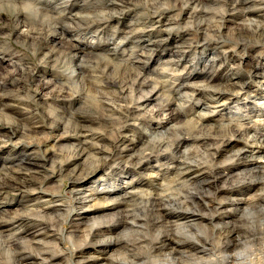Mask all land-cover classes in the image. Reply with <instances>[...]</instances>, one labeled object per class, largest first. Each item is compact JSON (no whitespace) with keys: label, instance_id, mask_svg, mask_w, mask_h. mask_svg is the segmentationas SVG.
Returning a JSON list of instances; mask_svg holds the SVG:
<instances>
[{"label":"clouds","instance_id":"9594fccd","mask_svg":"<svg viewBox=\"0 0 264 264\" xmlns=\"http://www.w3.org/2000/svg\"><path fill=\"white\" fill-rule=\"evenodd\" d=\"M0 264H264V0H0Z\"/></svg>","mask_w":264,"mask_h":264}]
</instances>
